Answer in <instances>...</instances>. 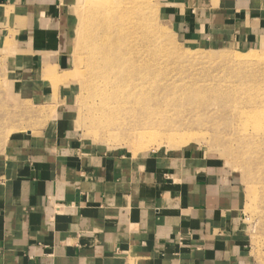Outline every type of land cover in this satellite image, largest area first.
<instances>
[{
  "label": "crops",
  "instance_id": "0c3cea01",
  "mask_svg": "<svg viewBox=\"0 0 264 264\" xmlns=\"http://www.w3.org/2000/svg\"><path fill=\"white\" fill-rule=\"evenodd\" d=\"M69 2L0 0V38L24 48L15 78L25 97L33 99L40 67L71 66ZM163 2L191 42H264V0ZM41 80V102L62 90L46 97L52 87ZM62 108L50 128L0 158V264H254L239 192L219 172L177 169L157 155L87 153Z\"/></svg>",
  "mask_w": 264,
  "mask_h": 264
},
{
  "label": "rangeland",
  "instance_id": "374dc122",
  "mask_svg": "<svg viewBox=\"0 0 264 264\" xmlns=\"http://www.w3.org/2000/svg\"><path fill=\"white\" fill-rule=\"evenodd\" d=\"M129 7L144 19L148 39L145 51L141 54L139 46L136 56L146 57L147 68L141 76L120 80L107 69L106 55L90 52L86 35L94 29L92 11L96 16ZM66 8L70 30L65 51L71 66L60 73L49 64L36 70L52 87H44V96L59 85L64 91L43 103L42 76L35 79L33 99L16 83V56L20 58L24 48L0 38V158L17 139L50 128L64 107L63 113L72 116L70 131L87 153L157 155L170 159L177 169L197 166L206 173L219 172L239 192L249 260L264 264V135H256L249 124L264 119V42L216 43L199 37L191 42L166 16L163 0H72ZM136 21L134 13L125 26ZM108 32L98 33L96 46ZM248 54H257V59L248 60ZM38 62L45 65V58ZM130 81L139 86L144 81L142 102L139 96L133 103L138 91ZM121 100L124 108H115L114 102Z\"/></svg>",
  "mask_w": 264,
  "mask_h": 264
},
{
  "label": "bare ground",
  "instance_id": "6f19581e",
  "mask_svg": "<svg viewBox=\"0 0 264 264\" xmlns=\"http://www.w3.org/2000/svg\"><path fill=\"white\" fill-rule=\"evenodd\" d=\"M100 7H106L100 5ZM125 11V12H124ZM137 13V21L135 24H131L128 28L125 26V22L132 23L133 14ZM94 19V29L88 31L86 35V43L89 45L88 49L90 52H100L106 55V61L108 63V70L111 74L116 73L118 78L121 80L124 76L130 78L133 75L139 74L140 76L144 74L145 69L147 68L146 57H140L137 59L136 51L138 47H141V54L145 51L146 42L148 35L145 31V24L142 13H138L135 8H122L112 9L107 13H100L95 16V12H91ZM102 30L109 31L104 35V38L96 46V40L98 33ZM140 28V32L137 35H134L136 29ZM97 33V34H96ZM248 60H256L257 54L247 55ZM238 60V59H237ZM239 62H244L243 59L238 60ZM237 65V64H236ZM131 82V81H130ZM132 83V82H131ZM133 88L138 91L136 95L133 96V103H136L139 96H142L140 101L144 100L143 96L145 95V83H132ZM131 93V90L130 92ZM130 100H125L129 102ZM125 103L121 101L114 102L115 108H124ZM251 131L255 132L256 135H264V119H252L250 120ZM179 142L182 143L184 140L181 137H178ZM170 141L175 142V138L171 137ZM177 146V145H176ZM174 146V147H176Z\"/></svg>",
  "mask_w": 264,
  "mask_h": 264
}]
</instances>
